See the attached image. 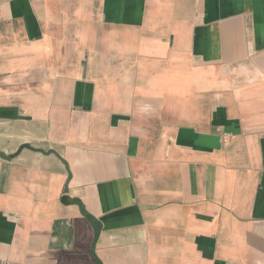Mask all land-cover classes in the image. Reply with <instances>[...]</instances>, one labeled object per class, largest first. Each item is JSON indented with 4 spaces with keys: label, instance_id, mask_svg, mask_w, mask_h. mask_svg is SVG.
I'll return each instance as SVG.
<instances>
[{
    "label": "crops",
    "instance_id": "crops-1",
    "mask_svg": "<svg viewBox=\"0 0 264 264\" xmlns=\"http://www.w3.org/2000/svg\"><path fill=\"white\" fill-rule=\"evenodd\" d=\"M0 264H264V0H0Z\"/></svg>",
    "mask_w": 264,
    "mask_h": 264
},
{
    "label": "water",
    "instance_id": "water-1",
    "mask_svg": "<svg viewBox=\"0 0 264 264\" xmlns=\"http://www.w3.org/2000/svg\"><path fill=\"white\" fill-rule=\"evenodd\" d=\"M0 156H2V155L0 154Z\"/></svg>",
    "mask_w": 264,
    "mask_h": 264
}]
</instances>
